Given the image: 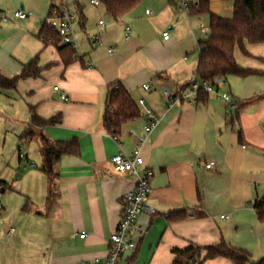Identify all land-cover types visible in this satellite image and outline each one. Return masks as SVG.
<instances>
[{
  "label": "crops",
  "instance_id": "1",
  "mask_svg": "<svg viewBox=\"0 0 264 264\" xmlns=\"http://www.w3.org/2000/svg\"><path fill=\"white\" fill-rule=\"evenodd\" d=\"M85 1L98 10L89 13ZM52 5L75 13L70 63L40 34L45 22L57 28ZM16 10L30 15L15 18ZM197 19L201 16H191L179 0H141L120 20L91 0H0V70L13 77L36 58L41 69L38 77L0 89V106L7 107L19 140L33 113L45 120L60 115L61 121L44 126L42 133L50 141L76 138L80 145L78 155L60 157L51 185L40 169L17 176H28L35 186L24 187L16 205L0 210V264H85L106 257L124 196L136 183L132 173H115L110 159L139 147L144 167L155 171L148 202L156 213L139 216L145 233L123 264H175L176 249L222 241L247 250L253 261L264 257V220L254 208L264 198V42L245 41L234 50L239 66L260 74L218 79L217 91L230 94L233 104L207 92L200 101L198 93L189 96L199 42L205 39ZM102 20L105 26H99ZM126 25L132 26L129 40ZM199 27L204 33L206 26ZM95 35L101 45L91 43ZM118 85L128 91L139 115L123 121L116 137L106 129L105 116L109 90ZM165 86L182 96L172 106L162 93ZM145 107L158 118L150 133L145 132ZM132 130L146 137L143 144ZM39 161L42 165V156ZM210 161L216 165L207 170L204 164ZM9 226L16 228L12 235H7ZM202 264L234 263L217 257Z\"/></svg>",
  "mask_w": 264,
  "mask_h": 264
},
{
  "label": "trees",
  "instance_id": "2",
  "mask_svg": "<svg viewBox=\"0 0 264 264\" xmlns=\"http://www.w3.org/2000/svg\"><path fill=\"white\" fill-rule=\"evenodd\" d=\"M141 0H101L106 14L114 20H120L130 13ZM54 8V5H52ZM51 8V15H52ZM190 15L200 17L209 15L210 30L207 37L199 42L198 65L195 77L199 81H205L218 86V79L226 78L230 75L247 77L260 74L257 71L244 69L238 65L234 56L237 45L243 47L245 41L249 43L264 42V0H234L233 15L229 18L220 16L210 10V0H198L192 4ZM41 36L45 41H51L58 47L66 63H70L75 55V50L70 45L61 46L59 44V31L53 23L45 22L42 25ZM41 69L37 58L27 64L22 72L13 77H7L0 70V89H13L24 79L38 77ZM260 97L244 102L242 105L251 104ZM206 92L200 89L198 100L205 101ZM237 106L235 111H239ZM139 111L134 104L130 94L122 86L118 85L109 90L108 107L105 116V127L117 137L120 125L123 121L138 117ZM61 121V116L57 115L48 120L32 114L30 123L22 133L20 140H32V127L40 129L38 140L40 141V153L42 156V170L48 177L50 185L55 174V166L62 155H78L80 145L78 139L67 141H50L41 131L44 126L57 124ZM241 134V133H240ZM24 158V157H20ZM0 186L6 188L7 183L0 181ZM51 194V193H50ZM51 198L48 197V199ZM254 208L258 213V218L264 220V198L254 202ZM182 216L181 218H183ZM176 219V218H172ZM202 251L205 256L201 257ZM175 264H202L207 259L225 257L234 264H264V257L258 261L252 260V255L245 249L236 248L225 241L216 245L200 248L191 246L187 249H176ZM187 260V262H184Z\"/></svg>",
  "mask_w": 264,
  "mask_h": 264
},
{
  "label": "built area",
  "instance_id": "3",
  "mask_svg": "<svg viewBox=\"0 0 264 264\" xmlns=\"http://www.w3.org/2000/svg\"><path fill=\"white\" fill-rule=\"evenodd\" d=\"M181 7L188 13H190V8L192 4L198 3L192 0H179ZM91 3L96 6H101V0H91ZM150 14V11H147ZM30 15L29 12L24 10H16L13 12V16L19 19H26ZM52 16L58 19L57 29L59 31L61 46L70 45L76 46V39L73 27V20L75 18V13L70 9H61L59 7L52 8ZM2 19H6L2 17ZM200 22L201 28L205 25ZM105 21H99V26H105ZM124 38L129 40L132 34V26L126 25L124 29ZM169 30L163 32V37L165 40L169 38ZM208 32H206V36ZM91 43L94 45H101L99 35H95L91 38ZM110 55L114 53V49H109ZM190 94L189 96L196 95L200 89H203L207 93L217 94L220 101L225 104H233L232 97L228 93H220L217 91L216 87L205 81H199L194 77L190 84ZM145 90H150L148 85H143ZM57 90L58 87H55ZM162 93L166 98L168 106H172L177 103L182 96H177L174 94L169 87L165 86L162 89ZM63 100H68L67 96L63 94L61 96ZM140 105L145 106L144 100H140ZM142 116L146 118L147 126L145 127V132L150 133L158 124V118L155 112L148 107L144 108ZM131 135L135 137L140 144H143L146 140L145 136L140 135L136 131L132 130ZM20 155L24 157L22 153V148L20 147ZM113 170L117 174L132 173L136 178L135 186L132 190L127 192L124 196V206L119 223L116 230L110 235L109 238V250L106 257L100 258L96 257L85 264H123L126 255L128 253H133L137 248V241L140 239L145 230L138 224L139 216L142 214L153 215L156 213L155 207H153L149 202L148 198L153 190L152 181L155 176V171L144 167V159L141 155V149L136 148L134 153L127 155L124 153H117L113 155L110 159ZM215 161H210L204 164V168L207 170L213 169L215 167ZM16 232V228L9 226L7 228V235H12ZM86 234H81L80 237L84 238Z\"/></svg>",
  "mask_w": 264,
  "mask_h": 264
},
{
  "label": "rangeland",
  "instance_id": "4",
  "mask_svg": "<svg viewBox=\"0 0 264 264\" xmlns=\"http://www.w3.org/2000/svg\"><path fill=\"white\" fill-rule=\"evenodd\" d=\"M85 4L89 13L92 9L98 10L88 1ZM233 6L234 0H210V10L220 16L233 15ZM199 21L200 19H197L195 23L197 24L199 36L203 39L206 38V31L209 32L210 30L209 15L201 16V21L206 26L204 33L201 32L200 27L198 28ZM0 105L3 104L0 102ZM8 115L7 107L0 106V181L7 183L6 188L0 186V210L3 207L16 205L24 197V187L35 186V182L28 183V176L25 179H17V176L23 175L29 170L39 171L41 167L38 141V131L40 132V129L32 127L33 139L20 141L13 129L12 121L8 120ZM20 147L25 158L20 159ZM33 164H35V167H33ZM54 178L55 176H53L52 181ZM52 196L54 198V194Z\"/></svg>",
  "mask_w": 264,
  "mask_h": 264
},
{
  "label": "water",
  "instance_id": "5",
  "mask_svg": "<svg viewBox=\"0 0 264 264\" xmlns=\"http://www.w3.org/2000/svg\"><path fill=\"white\" fill-rule=\"evenodd\" d=\"M19 177H21V175H18Z\"/></svg>",
  "mask_w": 264,
  "mask_h": 264
}]
</instances>
